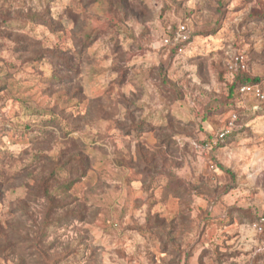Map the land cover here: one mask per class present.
<instances>
[{
	"label": "clouds",
	"instance_id": "clouds-1",
	"mask_svg": "<svg viewBox=\"0 0 264 264\" xmlns=\"http://www.w3.org/2000/svg\"><path fill=\"white\" fill-rule=\"evenodd\" d=\"M0 264H264V0H0Z\"/></svg>",
	"mask_w": 264,
	"mask_h": 264
}]
</instances>
